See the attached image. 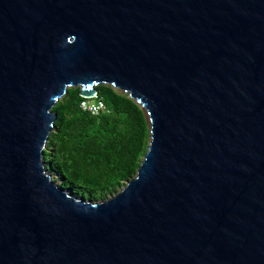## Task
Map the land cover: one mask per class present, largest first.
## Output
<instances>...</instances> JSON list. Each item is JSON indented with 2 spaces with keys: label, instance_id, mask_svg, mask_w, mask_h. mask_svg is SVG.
<instances>
[{
  "label": "water",
  "instance_id": "1",
  "mask_svg": "<svg viewBox=\"0 0 264 264\" xmlns=\"http://www.w3.org/2000/svg\"><path fill=\"white\" fill-rule=\"evenodd\" d=\"M98 84L149 125L106 199L43 158ZM0 264H264V0H0Z\"/></svg>",
  "mask_w": 264,
  "mask_h": 264
},
{
  "label": "trees",
  "instance_id": "2",
  "mask_svg": "<svg viewBox=\"0 0 264 264\" xmlns=\"http://www.w3.org/2000/svg\"><path fill=\"white\" fill-rule=\"evenodd\" d=\"M79 87H69L54 104L53 128L43 158L64 187L84 198L106 199L132 178L149 142L140 105L109 84L95 86L106 109L91 115L80 108Z\"/></svg>",
  "mask_w": 264,
  "mask_h": 264
},
{
  "label": "built area",
  "instance_id": "3",
  "mask_svg": "<svg viewBox=\"0 0 264 264\" xmlns=\"http://www.w3.org/2000/svg\"><path fill=\"white\" fill-rule=\"evenodd\" d=\"M80 108L83 111L88 112L91 115H97L99 114L102 110L106 109V106L98 96L97 93H95L93 96L90 98H85L80 101Z\"/></svg>",
  "mask_w": 264,
  "mask_h": 264
},
{
  "label": "rangeland",
  "instance_id": "4",
  "mask_svg": "<svg viewBox=\"0 0 264 264\" xmlns=\"http://www.w3.org/2000/svg\"><path fill=\"white\" fill-rule=\"evenodd\" d=\"M50 173H51L52 179L58 182L59 181V178H58L57 174L55 172H53V171H50ZM123 182H125V181H123ZM123 182H120V185L117 188V190H119L122 187Z\"/></svg>",
  "mask_w": 264,
  "mask_h": 264
}]
</instances>
